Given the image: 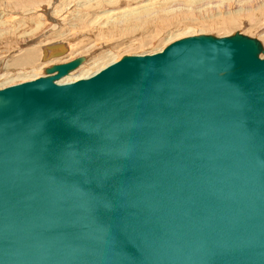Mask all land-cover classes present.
<instances>
[{
    "label": "water",
    "instance_id": "obj_1",
    "mask_svg": "<svg viewBox=\"0 0 264 264\" xmlns=\"http://www.w3.org/2000/svg\"><path fill=\"white\" fill-rule=\"evenodd\" d=\"M262 55L203 34L0 89V264H264Z\"/></svg>",
    "mask_w": 264,
    "mask_h": 264
},
{
    "label": "rangeland",
    "instance_id": "obj_2",
    "mask_svg": "<svg viewBox=\"0 0 264 264\" xmlns=\"http://www.w3.org/2000/svg\"><path fill=\"white\" fill-rule=\"evenodd\" d=\"M164 3L168 4L161 13L167 17L163 21L153 17L131 25L129 18L118 17L129 9L138 13L147 5ZM112 17L118 18V25L111 24ZM237 32L257 38L264 46V0H0V89L45 76L40 70L47 63L44 52L30 68L10 65L38 45H69L66 54L58 57L62 60L53 65L84 57L88 64L80 76L92 75L124 56L162 52L184 38Z\"/></svg>",
    "mask_w": 264,
    "mask_h": 264
},
{
    "label": "bare ground",
    "instance_id": "obj_3",
    "mask_svg": "<svg viewBox=\"0 0 264 264\" xmlns=\"http://www.w3.org/2000/svg\"><path fill=\"white\" fill-rule=\"evenodd\" d=\"M174 1H180V0H174ZM168 3H164L162 4L161 6L159 7H152V5H147L145 6L141 11H138L137 12H134L132 11L133 9H129L128 12H125V14H121L119 15L118 17L121 18V19H127L126 21L129 23V24H139L140 20H143V22H145L147 19H150V18H153L157 21H163L165 20L167 17L165 15H162L161 13L164 12V6L167 5ZM173 4V3H172ZM162 8V9H161ZM117 15V14H116ZM114 18V19H113ZM116 17H112L113 19V22L111 23L113 26L115 25H118V18L115 20ZM109 19V18H108ZM107 28V27H105ZM105 30V29H104ZM107 30V29H106ZM109 30L111 31V28H109ZM108 31H104V32H109ZM103 31V30H102ZM101 32V31H100ZM110 33V32H109ZM59 45V47L61 46H64L66 51L67 49L69 48V45H66L65 43H59L57 44ZM30 46V45H29ZM44 46V45H43ZM40 46L38 45L37 47H34L32 49H27L22 55L16 57L15 59H13L11 62H10V65H12L14 68L17 67V68H30V66L34 63H36L38 61L39 58H42V52L43 53V56H44V61L43 62H47V63H42L41 66H40V70L41 71H44L46 68L50 67L51 65L55 64L56 62H59L61 57L58 58V57H53L51 58L50 57V53L51 51L49 50V46ZM46 47V48H45ZM68 47V48H67ZM70 49V48H69ZM89 52V51H88ZM66 54V53H65ZM59 60V61H58ZM62 60V59H61ZM49 61V62H48ZM85 62V61H84ZM90 62V61H88ZM70 63V62H69ZM67 64V63H66ZM88 63L85 62V64L83 63L81 66H79L75 71H73L72 73H70L67 77L63 78L62 80L59 81L60 84H69V83H74V82H77L79 80H83V79H88V78H91L93 76H95L96 74H98L99 72H101L102 70L106 69H99L97 70L94 74L92 75H88V74H84V75H80V76H77V74L79 72H81L85 66H87ZM112 64H115V63H112ZM110 64V65H112ZM109 65V66H110ZM108 66V67H109ZM37 76H40V74H38ZM46 76V74H45ZM40 78V77H39ZM37 79V78H36ZM35 80V79H34ZM33 81V80H32ZM30 82V81H28ZM26 83V82H24Z\"/></svg>",
    "mask_w": 264,
    "mask_h": 264
}]
</instances>
